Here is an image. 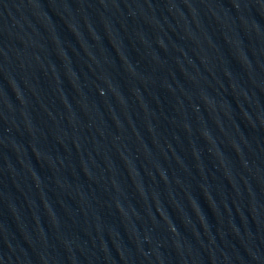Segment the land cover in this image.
<instances>
[{
    "label": "water",
    "instance_id": "water-1",
    "mask_svg": "<svg viewBox=\"0 0 264 264\" xmlns=\"http://www.w3.org/2000/svg\"><path fill=\"white\" fill-rule=\"evenodd\" d=\"M0 264H264V0H0Z\"/></svg>",
    "mask_w": 264,
    "mask_h": 264
}]
</instances>
